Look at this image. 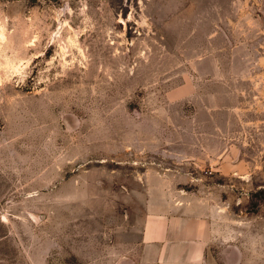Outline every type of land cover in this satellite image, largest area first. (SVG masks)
Returning a JSON list of instances; mask_svg holds the SVG:
<instances>
[{
	"label": "rangeland",
	"instance_id": "1",
	"mask_svg": "<svg viewBox=\"0 0 264 264\" xmlns=\"http://www.w3.org/2000/svg\"><path fill=\"white\" fill-rule=\"evenodd\" d=\"M165 200L264 264V0H0V264H138Z\"/></svg>",
	"mask_w": 264,
	"mask_h": 264
},
{
	"label": "crops",
	"instance_id": "2",
	"mask_svg": "<svg viewBox=\"0 0 264 264\" xmlns=\"http://www.w3.org/2000/svg\"><path fill=\"white\" fill-rule=\"evenodd\" d=\"M213 238L208 219L188 213L184 202H155L145 217L138 264H206Z\"/></svg>",
	"mask_w": 264,
	"mask_h": 264
}]
</instances>
